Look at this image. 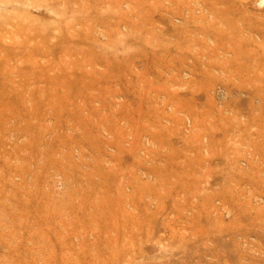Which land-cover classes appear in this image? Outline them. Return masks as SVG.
Wrapping results in <instances>:
<instances>
[{
  "label": "rangeland",
  "instance_id": "374dc122",
  "mask_svg": "<svg viewBox=\"0 0 264 264\" xmlns=\"http://www.w3.org/2000/svg\"><path fill=\"white\" fill-rule=\"evenodd\" d=\"M0 264H264V0H0Z\"/></svg>",
  "mask_w": 264,
  "mask_h": 264
}]
</instances>
